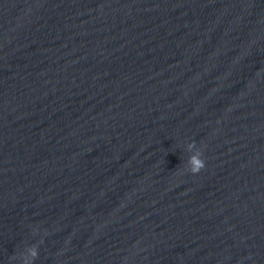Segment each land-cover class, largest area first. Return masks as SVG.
Wrapping results in <instances>:
<instances>
[{"label": "water", "instance_id": "obj_1", "mask_svg": "<svg viewBox=\"0 0 264 264\" xmlns=\"http://www.w3.org/2000/svg\"><path fill=\"white\" fill-rule=\"evenodd\" d=\"M26 262L264 264V0H0V264Z\"/></svg>", "mask_w": 264, "mask_h": 264}, {"label": "clouds", "instance_id": "obj_2", "mask_svg": "<svg viewBox=\"0 0 264 264\" xmlns=\"http://www.w3.org/2000/svg\"><path fill=\"white\" fill-rule=\"evenodd\" d=\"M195 142H190L187 144V150L192 152L193 154L190 155L187 164L189 171L192 172L193 174L198 173L204 166V160L201 158L202 157V152L200 150H195ZM30 256L35 259L38 255L37 247L34 245L29 249ZM27 264V262H26Z\"/></svg>", "mask_w": 264, "mask_h": 264}]
</instances>
